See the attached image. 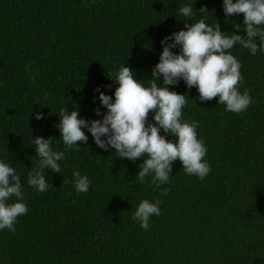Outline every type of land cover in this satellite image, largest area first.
<instances>
[{
    "label": "trees",
    "instance_id": "trees-1",
    "mask_svg": "<svg viewBox=\"0 0 264 264\" xmlns=\"http://www.w3.org/2000/svg\"><path fill=\"white\" fill-rule=\"evenodd\" d=\"M188 4L193 14L183 17L179 10ZM201 18L247 39L243 14L227 16L223 0H0V161L21 177L29 209L14 232L0 230V264H264V52L252 55L239 43L231 50L242 65L239 89L254 101L242 114L226 111L219 97L201 101L182 79L169 86L187 95L183 119L199 122L212 169L204 180L177 160L169 183L158 188L150 175L141 184L147 154L117 157L87 129V144L78 142L75 151L58 131L61 108L79 111L89 124L103 119L99 96L114 102L120 66L148 86L164 38ZM157 83L163 85L162 75ZM39 137L53 138L52 149L65 153L60 173L45 170L52 187L43 193L27 183L39 162ZM74 171L91 181L87 193L76 191ZM157 198L161 215L144 230L132 215L142 200Z\"/></svg>",
    "mask_w": 264,
    "mask_h": 264
},
{
    "label": "clouds",
    "instance_id": "clouds-1",
    "mask_svg": "<svg viewBox=\"0 0 264 264\" xmlns=\"http://www.w3.org/2000/svg\"><path fill=\"white\" fill-rule=\"evenodd\" d=\"M223 6L227 16L243 14L247 39L235 33L222 32L218 22L209 26L203 18L195 23H184L186 30L174 32L162 41L163 52L152 70V79L147 81L148 86L136 78L130 67L120 66L113 80L118 85L114 102L111 96L103 93L99 96L107 109L102 120L89 124L79 118V111L60 109L58 131L65 147L79 151L78 142L87 144L88 136L84 131L87 129L99 148L107 151L111 147L117 157L136 161L147 154L139 166L137 180L141 184L146 183L145 178L150 175L151 185L158 188L169 183L172 164L177 160L186 174L204 180L212 169L205 159L208 151L205 142L198 138L199 122L183 119L182 109L187 104V95L171 91L169 86L178 85L182 79L189 89H198L201 101L219 97V104L225 105L226 111L242 114L254 101L250 90L245 89L241 93L239 89L243 81L242 65L231 50L239 43L252 55L264 52V0H236L235 3L223 0ZM179 11L183 17H190L193 5L182 6ZM207 11L204 7L200 13ZM236 29L240 31V26L237 25ZM169 40L173 43H168ZM177 46L180 47V54L172 51ZM25 70L32 73L30 65L26 64ZM161 75L162 86L157 83ZM32 79L35 80L36 76L32 75ZM47 95L45 93V99ZM150 113H154L152 119L155 123H148ZM96 114L102 115L99 108ZM36 119H43V115L37 113ZM161 129L175 137V142L161 135ZM52 139L34 138L39 162L29 171L27 183L41 193L52 187L44 175L45 170L60 173L62 169L58 162L65 159L64 152L52 149ZM73 176L76 191L87 193L91 184L89 178L79 171H74ZM167 191L164 189L162 194H167ZM12 197L16 198V202L9 203ZM23 200L21 177L14 167L0 161V230H16L18 218L29 211ZM160 203L158 198L155 202L142 200L132 215L133 221L148 230L150 218L161 215Z\"/></svg>",
    "mask_w": 264,
    "mask_h": 264
}]
</instances>
